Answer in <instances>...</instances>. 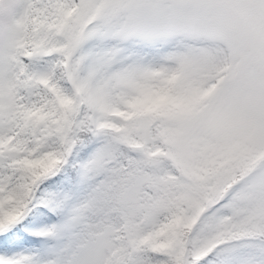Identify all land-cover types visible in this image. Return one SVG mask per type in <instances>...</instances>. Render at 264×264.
<instances>
[{
    "label": "snow or ice",
    "instance_id": "6c2138e0",
    "mask_svg": "<svg viewBox=\"0 0 264 264\" xmlns=\"http://www.w3.org/2000/svg\"><path fill=\"white\" fill-rule=\"evenodd\" d=\"M0 264H264V0H0Z\"/></svg>",
    "mask_w": 264,
    "mask_h": 264
}]
</instances>
